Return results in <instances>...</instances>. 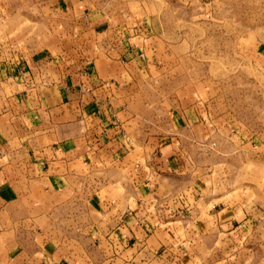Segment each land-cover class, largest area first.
<instances>
[{
	"label": "crops",
	"instance_id": "crops-1",
	"mask_svg": "<svg viewBox=\"0 0 264 264\" xmlns=\"http://www.w3.org/2000/svg\"><path fill=\"white\" fill-rule=\"evenodd\" d=\"M229 1L49 0L64 32L0 50V264H232L263 212L218 178L225 156L264 144L234 129L220 149L227 116L166 79L188 73L186 20H219ZM243 40L264 65V23Z\"/></svg>",
	"mask_w": 264,
	"mask_h": 264
},
{
	"label": "rangeland",
	"instance_id": "rangeland-1",
	"mask_svg": "<svg viewBox=\"0 0 264 264\" xmlns=\"http://www.w3.org/2000/svg\"><path fill=\"white\" fill-rule=\"evenodd\" d=\"M238 1L232 0L224 5L226 11L219 20H186L188 24L184 26L183 34L189 56L183 65L188 73L175 71L166 77L171 79V93L180 85L197 86L198 94L212 101L209 105L211 114L227 116L221 125L222 138H218L220 149L230 145L229 138L234 129L252 139H260L264 144V65L246 53L243 44L244 35L264 23V8L244 11L241 0ZM260 1L264 6V0H251ZM115 3L118 4L117 1ZM50 14L49 0H0V50L18 53L50 46L52 29L64 32V27L57 28L51 24ZM144 92L149 98L163 96L157 89ZM154 108L153 130L157 133L162 128L164 116L157 112V107ZM254 154L244 164L236 155L225 156L229 169H225L223 177L218 178L220 182L229 180L235 184L234 193L228 197L230 202L241 198L249 211L263 212L250 213L252 218L256 215L260 218L253 220L254 232L246 240L244 248L233 253L232 264H260V252L255 243L260 238L259 243L264 246V233L255 231H264V153Z\"/></svg>",
	"mask_w": 264,
	"mask_h": 264
}]
</instances>
